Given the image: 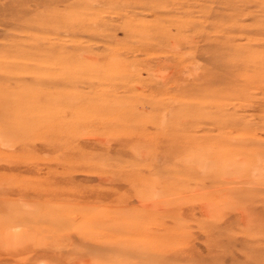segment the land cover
<instances>
[{"label": "rangeland", "instance_id": "374dc122", "mask_svg": "<svg viewBox=\"0 0 264 264\" xmlns=\"http://www.w3.org/2000/svg\"><path fill=\"white\" fill-rule=\"evenodd\" d=\"M0 264H264V0H0Z\"/></svg>", "mask_w": 264, "mask_h": 264}]
</instances>
